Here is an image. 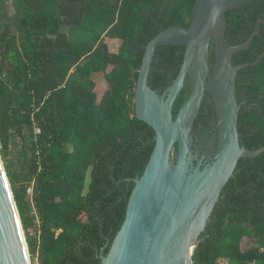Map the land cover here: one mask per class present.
Wrapping results in <instances>:
<instances>
[{
  "label": "trees",
  "instance_id": "1",
  "mask_svg": "<svg viewBox=\"0 0 264 264\" xmlns=\"http://www.w3.org/2000/svg\"><path fill=\"white\" fill-rule=\"evenodd\" d=\"M195 1L41 0L32 8L13 0L10 16L0 0V154L33 264L36 258L39 264H101L108 253L155 144L134 103L145 46L169 26L189 27ZM225 17V38L239 45L264 20V0ZM67 23L68 33L62 30ZM103 36L121 41L119 50L112 52ZM184 52V46L157 48L150 85L160 94L177 77ZM263 53L264 21L233 64ZM236 91L247 98L238 117L241 144L258 149L264 146V57L238 71ZM188 96L187 83L174 116ZM208 102L206 96L196 123L210 127ZM15 134L24 139L18 162L9 157ZM31 182L39 226L29 212ZM249 237L254 242L244 249ZM193 262L264 264V152L239 159Z\"/></svg>",
  "mask_w": 264,
  "mask_h": 264
},
{
  "label": "water",
  "instance_id": "2",
  "mask_svg": "<svg viewBox=\"0 0 264 264\" xmlns=\"http://www.w3.org/2000/svg\"><path fill=\"white\" fill-rule=\"evenodd\" d=\"M253 4L254 0H196L189 27L169 26L145 46L134 103L138 119L153 128L155 144L142 175L134 181L124 221L101 264H194V249L239 159L264 152V146L251 150L241 144L236 94L238 71L257 65L264 53L253 62L233 64L235 53L250 47L264 20H258L247 41L224 43L226 12ZM167 45L184 46L185 52L177 77L160 94L150 85L151 70L157 48ZM187 83L189 96L174 116V104ZM206 94L217 109L218 140L201 156L193 148V126ZM0 264H31L1 155Z\"/></svg>",
  "mask_w": 264,
  "mask_h": 264
},
{
  "label": "rangeland",
  "instance_id": "3",
  "mask_svg": "<svg viewBox=\"0 0 264 264\" xmlns=\"http://www.w3.org/2000/svg\"><path fill=\"white\" fill-rule=\"evenodd\" d=\"M32 8H38L41 6L42 2L41 0H25ZM6 5H7V12L10 16H14L15 14V8L13 5V0H6ZM67 9V8H66ZM66 19L69 21L70 16L67 15ZM62 30L66 33L69 32L70 30V25L69 23L65 24L62 28ZM17 33V32H16ZM75 34V33H74ZM73 34V36H75ZM77 35V34H76ZM103 39L106 41V43L109 46V49L112 52H117L121 46V41L117 40V39H111L109 37L103 36ZM100 76H98L99 78ZM106 88V83L102 82L101 83V88L100 91H104ZM23 143H24V139L22 138V136L15 134L14 136L11 137L10 140V149H9V157L13 160V162H18V158H20L21 156V149L23 147ZM1 155V154H0ZM2 158V156H1ZM4 163V162H3ZM35 196H36V187H35V183L31 182L29 185V189H28V196H27V200L30 204V209L29 212L31 215H34L36 217V224L39 226L40 225V220H39V216H38V212H37V208H36V202H35ZM254 242V238H245L243 241V248L247 249L249 248L252 243ZM29 258H30V262L31 264H33L34 261H32L31 258V254L29 253ZM36 264H39V260L38 258H36Z\"/></svg>",
  "mask_w": 264,
  "mask_h": 264
},
{
  "label": "flooded vegetation",
  "instance_id": "4",
  "mask_svg": "<svg viewBox=\"0 0 264 264\" xmlns=\"http://www.w3.org/2000/svg\"><path fill=\"white\" fill-rule=\"evenodd\" d=\"M224 43L226 46L229 45L226 38H224ZM209 55H210L209 57L210 64L213 65L215 62V39H212L211 41ZM236 94H237V91H236ZM206 96H208L209 98L208 104L210 105V109L208 111L213 110V120L210 121L209 123L211 126L209 127L205 123L201 125L200 123L197 124L196 121L198 118L196 119L195 124L193 126V130H194L193 148L195 149V151L199 150L201 156L207 155V152L209 151L210 143H212L214 146H217V140H218L217 109H216V106L214 104L212 97L208 94H206L205 97ZM245 96H246L245 92H241L240 95L237 94V99H238V103L240 104V106L247 104V98H245Z\"/></svg>",
  "mask_w": 264,
  "mask_h": 264
}]
</instances>
